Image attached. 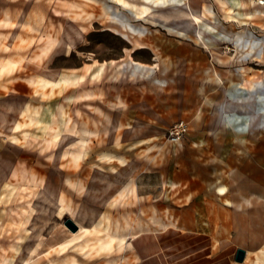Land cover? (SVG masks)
Returning <instances> with one entry per match:
<instances>
[{
  "label": "crops",
  "instance_id": "obj_1",
  "mask_svg": "<svg viewBox=\"0 0 264 264\" xmlns=\"http://www.w3.org/2000/svg\"><path fill=\"white\" fill-rule=\"evenodd\" d=\"M13 23L11 20L10 25ZM16 23L18 27L24 24L22 19ZM12 38H17V34ZM177 46L180 52L169 51L170 58L165 57L168 62L172 58L176 60L173 69H163L164 73L170 72L169 78H154L155 68L162 63L156 52L162 47L150 41L133 49H149L156 63L130 59L118 69L114 60L92 61L70 72L62 71L56 78L38 76L34 85H29V94L42 103L25 102L13 131L0 135V167L16 169L18 164L4 158L3 153L10 145L26 146L34 137L46 149L58 148L53 156L66 159L69 170L62 175L59 167L52 182L46 181L47 171L39 169L36 174H27L29 180L25 184L0 181V263L7 260L13 264H53L52 261L57 264H181L189 257L203 256L201 252L209 248L211 256L219 260L233 257L236 264H264V230L259 234L252 228L254 215L264 212V126L248 124L246 99H242L246 94V78L236 72L232 77L220 74L215 83H206L209 81L206 74L211 71L206 66H215L214 58L208 56L209 48L189 42H180ZM258 46L250 47V54ZM168 47L166 43L164 48ZM263 57L260 54L259 58ZM135 61L147 67L137 70ZM178 61L184 66L183 72L177 69ZM22 63L20 60V66ZM9 65H0V77L14 72V69L7 70ZM9 94L6 92L5 96ZM57 96L75 103L84 102L99 119L90 117L89 120L86 113L83 125L79 126L67 114L64 102H59L47 116L45 106ZM248 100L253 110V102ZM76 112L80 115L79 110ZM178 120H185L189 131L175 143L169 140L167 132ZM67 128H73L74 132L66 133ZM163 130H166L165 136L161 133ZM110 133L114 134L111 139ZM63 139L70 143H64L60 149L62 144L58 143ZM82 141L86 146L81 158L76 160L78 144ZM142 142L157 148L155 169L163 176L160 197L166 217L170 214L164 223L172 227L164 233L136 228L140 225V216L134 211L125 228L124 216L112 217L110 213L114 208L139 207L141 176L149 171L141 165ZM10 170H7L9 174ZM98 170L102 177L120 180L119 186L123 189L116 191V201L112 199L102 205L101 200L84 199L78 207L75 202H67L66 192L86 195L87 189L96 183L94 172ZM119 172H127V178ZM45 183L60 194L61 204L57 210L58 222L38 238V224L34 223L38 215L36 199L45 197L42 196ZM127 188L132 189L127 195L132 197L131 204L119 197ZM92 207L101 214L87 227L96 226L100 232L76 238L78 229L71 231L65 221L70 218L78 226L83 225L74 218L76 211ZM175 225L179 227L173 228ZM116 229L119 231L111 248L99 249V241L109 239V231L115 234ZM203 240L205 244L201 245ZM178 243L186 250L175 252ZM239 249L245 251L241 262L235 259ZM30 256L33 257L28 259Z\"/></svg>",
  "mask_w": 264,
  "mask_h": 264
},
{
  "label": "rangeland",
  "instance_id": "obj_2",
  "mask_svg": "<svg viewBox=\"0 0 264 264\" xmlns=\"http://www.w3.org/2000/svg\"><path fill=\"white\" fill-rule=\"evenodd\" d=\"M109 5L112 7L110 11L107 9ZM76 11L78 14L75 13ZM113 13L130 19L135 29L146 28V30L140 35L126 31L121 22L117 21L120 18L114 17ZM75 15H79L80 18L77 16L74 19ZM5 18L14 20V23L12 25L3 23ZM21 19L24 24L18 27L16 22ZM204 26L211 27L213 31L202 32ZM199 32L202 34L199 35ZM14 33L17 34V38H12ZM236 34L242 36L234 41ZM213 35H221V40L213 38ZM254 38L262 40L261 46L258 41H253ZM150 41L162 47L156 52L162 62L154 70L155 76H153L157 80L169 78L171 75L170 72L164 73L163 69L172 68L176 60H172L174 58L171 56L172 59L168 62L165 57L168 55L167 58H170L169 51H181L177 44L189 42L206 45L209 48L208 56L214 58L215 63V66H206L211 69L206 74L209 79L206 83H215L220 74L226 77H232L231 74L236 72L243 74L246 78V85H244L246 94L242 99H246L244 104L248 107H246L249 112L248 124H253L254 127L264 126V57L259 58L260 54L264 55V5L258 4V0H0V65L10 63L7 70L14 69L13 73L0 77V135L13 131L12 128L25 102L31 100L33 105L42 103V100L33 98L27 90L31 87L29 85H34L36 77L56 78L62 71L70 72V69L84 66L92 61L114 60L113 63L117 64L118 69L120 64L130 59L153 64L157 61L149 49H133V47H142ZM166 43L169 46L168 49L164 48ZM68 45H72V49H68ZM170 46L173 47L170 48ZM255 46L258 47L253 48L250 54L249 48ZM20 60H23L21 66ZM183 67L178 61L177 69L183 72ZM134 68H136L135 65ZM193 68L196 69V66ZM125 76L131 79L128 75ZM117 77L119 75H115V78ZM63 78H68V75H63ZM252 84H255V87L250 90ZM23 85H26L25 88H22ZM80 88V86L77 87L78 93ZM74 91L70 94L74 95ZM6 92H10L7 97ZM249 98L253 102V109L256 108L260 112V120L256 123H252L250 116L254 110L250 108ZM59 102L66 104L67 114H70L79 126L83 125L86 113L89 120H91L90 117L96 119L100 117L93 110L91 111L90 107H86L84 102L75 103L63 96H57L49 103L50 105L45 106L47 116L56 109ZM93 102L97 103L95 100ZM222 109L219 108V111L224 114ZM76 110L80 111V115ZM224 116L229 118L225 114ZM18 126L19 124L16 125ZM161 133L165 136L166 130ZM113 136L114 134H109L110 139ZM64 143H70V141L63 139L58 144ZM62 145L60 149L65 146ZM57 150L58 148L46 149L45 144L43 145L34 137L24 147L8 146L3 157L18 165L16 169L11 170L8 167L10 174L0 167V181H10L17 185L25 184L29 180L27 174H36L39 169L46 170L48 177L46 181L52 182L59 167H61L59 172L62 175L69 170L66 159H61L56 154L53 156ZM140 150L141 165L149 171L143 172L141 176L142 196L139 207L114 208L110 213L112 217L124 216L125 228L128 225L127 222L132 220L134 211L140 216V225L135 226L136 228L164 233L166 228L172 229V227L164 223L170 214L166 217L162 205L163 198L160 197L163 176L155 169L154 157L157 155V148L155 145L148 146L142 142ZM25 154L28 156L25 157ZM62 154L63 152L60 151L59 155ZM101 174L99 170L94 172L96 183L87 189L86 195L66 192V201L75 202V207L81 205L84 199H90L93 202L101 200L102 205L109 203L112 199L116 201V191L123 189L119 186L120 180L112 176L102 177ZM119 174L125 178L128 176L127 172H119ZM64 178L62 176V180ZM45 184L43 187L45 193L42 195L45 197L36 199L39 203L38 215L34 223L38 224L39 230L37 229L36 234L38 238L58 222L57 210L61 204L60 194ZM107 190L110 192L105 194ZM103 195L105 196L101 199ZM125 199L131 204L132 197L125 196ZM100 214L101 211L93 207L89 210L79 208L75 218L87 227ZM177 226L179 227L175 225L173 228H178ZM252 228L259 234L264 230V212L254 215ZM167 235L171 237L170 234ZM200 244H205L204 240ZM181 249L184 248L180 243L176 249L174 248L175 252ZM201 253L203 256L189 257L181 264H236L233 257L220 258V260L212 257L209 248H205ZM31 257L33 256L28 259Z\"/></svg>",
  "mask_w": 264,
  "mask_h": 264
},
{
  "label": "bare ground",
  "instance_id": "obj_3",
  "mask_svg": "<svg viewBox=\"0 0 264 264\" xmlns=\"http://www.w3.org/2000/svg\"><path fill=\"white\" fill-rule=\"evenodd\" d=\"M179 4H182V3H179ZM78 6V5H77ZM129 7V6H128ZM111 5H109V6H107V9L110 11L111 10ZM134 8V7H133ZM192 9V8H191ZM207 11L208 12H211V10L210 9H207ZM75 13H77V11L75 12ZM78 14V13H77ZM113 14H115L114 15V17H116V18H120V19H118L117 21H120L121 22V24H122V27H124L126 30H129L130 32H134V33H136L137 35H140L144 30H146V28H144V29H141V28H139V29H135V27H134V25L132 24V22L130 21V19H128L127 17H125V16H120L119 14H117V13H113ZM79 15H80V12H79ZM79 15H77V16H79ZM112 15V14H111ZM76 16V15H75ZM74 16V17H75ZM77 16L74 18V19H76L77 18ZM78 18H80V16L78 17ZM3 23H5V24H8V25H10L11 24V19H9V18H5L4 20H3ZM205 28H202V32H209V31H213V29L211 28V27H209V26H204ZM202 33H200L199 32V35H201ZM241 36L242 35H237L236 34V36L234 37V41L237 39V37H240L241 38ZM244 36V35H243ZM246 36V35H245ZM244 36V37H245ZM220 37H221V35L220 36H215V35H213V38H215V39H220ZM239 38V39H240ZM246 38H247V36H246ZM255 39V38H254ZM221 40V39H220ZM254 42H256V41H258V42H262V40H258V39H255V40H253ZM239 42V41H238ZM134 64H135V67H136V69L137 70H140V68L142 69V68H145V67H147L146 65H144V64H142V63H139V62H134ZM254 87H255V84H252L251 85V88H250V90H252V89H254ZM259 97V96H258ZM250 98H252V97H250ZM254 111V113H252V114H250V116H251V119H252V123H256V122H258L259 120H260V116H259V113L260 112H258V109H256V108H254L253 109ZM227 116H228V114H226ZM65 131V130H64ZM66 133H69V132H74V130H73V128H72V130L71 129H69V128H67L66 129V131H65ZM65 134V133H64ZM79 145V148H80V150L75 154V158H76V160H79L80 158H81V156H82V150L85 148V146H86V144H85V142L84 141H82L80 144H78ZM128 190H129V192H128ZM130 192H132V189L130 188V189H126L125 191H123V192H121L120 194H119V197L120 198H125V196L127 197V195L130 193ZM135 192V191H134ZM69 211H71V209L69 210ZM34 212V211H33ZM74 218H75V216H74ZM119 225V224H118ZM78 226V225H77ZM93 228V230H91ZM86 227V226H83V225H79L78 226V231H77V235H76V238H80V237H83V236H86V235H89L91 232H93L94 234L95 233H99L100 232V229L98 228V227H96V226H94V227ZM118 229V228H117ZM117 229H116V231H117ZM112 230V229H111ZM115 231V234H113L112 233V231H109L110 233L108 234L110 237H109V239H107V240H104V241H99L100 243H98V247H99V249H109V248H111V246H112V244H113V242H114V237L116 236V233L118 234V231L116 232ZM32 232V231H31ZM114 232V231H113ZM107 235V234H106ZM102 237V236H101ZM104 237H106V236H104ZM86 238V237H85ZM70 240H72V239H70ZM96 240V239H95ZM97 240H98V238H97ZM99 240H101V239H99ZM103 240V239H102ZM73 241V240H72ZM127 243V242H126ZM70 244H71V242H70ZM125 245V244H124ZM123 245V246H124ZM60 248H62V247H60ZM85 248V247H84ZM83 248V249H84ZM81 249V248H80ZM80 249H78V250H80ZM54 250V249H53ZM56 250V249H55ZM60 250H62V249H60ZM66 250V249H65ZM49 251V250H48ZM64 251V250H63ZM54 252V251H53ZM57 252H58V250H57ZM52 253V252H51ZM49 254V253H48ZM56 254V253H55ZM59 253H57V255H58ZM50 255V254H49ZM14 261V260H13ZM30 261V260H29ZM33 261V260H32ZM53 262V264H57L56 262H54V261H52ZM33 263V262H32ZM0 264H13V263H9L7 260H6V262H2V263H0Z\"/></svg>",
  "mask_w": 264,
  "mask_h": 264
},
{
  "label": "built area",
  "instance_id": "obj_4",
  "mask_svg": "<svg viewBox=\"0 0 264 264\" xmlns=\"http://www.w3.org/2000/svg\"><path fill=\"white\" fill-rule=\"evenodd\" d=\"M258 4L264 5V0H258ZM189 131L188 123L185 120L176 121L167 132L170 141L179 143Z\"/></svg>",
  "mask_w": 264,
  "mask_h": 264
},
{
  "label": "water",
  "instance_id": "obj_5",
  "mask_svg": "<svg viewBox=\"0 0 264 264\" xmlns=\"http://www.w3.org/2000/svg\"><path fill=\"white\" fill-rule=\"evenodd\" d=\"M65 225L71 230V231H76L78 229V226L77 224L70 218H68L66 221H65ZM244 257H245V251L242 250V249H239L237 251V254H236V261H243L244 260Z\"/></svg>",
  "mask_w": 264,
  "mask_h": 264
}]
</instances>
